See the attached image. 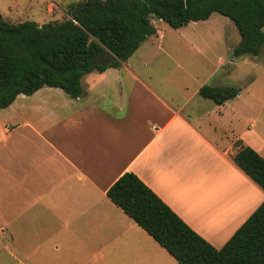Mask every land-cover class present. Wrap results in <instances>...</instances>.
<instances>
[{
	"label": "crops",
	"instance_id": "obj_1",
	"mask_svg": "<svg viewBox=\"0 0 264 264\" xmlns=\"http://www.w3.org/2000/svg\"><path fill=\"white\" fill-rule=\"evenodd\" d=\"M133 56L86 75L77 99L46 87L0 111L8 141L0 153V233L20 238V258L5 247L16 263L4 264H174L108 197L127 172L217 249L264 202L232 160L238 147L230 137L264 158L250 130L236 132V119L221 113L220 128L192 120L143 82Z\"/></svg>",
	"mask_w": 264,
	"mask_h": 264
},
{
	"label": "trees",
	"instance_id": "obj_2",
	"mask_svg": "<svg viewBox=\"0 0 264 264\" xmlns=\"http://www.w3.org/2000/svg\"><path fill=\"white\" fill-rule=\"evenodd\" d=\"M215 13L230 19L241 36L236 57L262 54L264 0H80L67 6L65 20L43 25L11 23L0 14V111L46 87L81 97L86 75L120 68L158 34L152 18L178 30ZM240 93L227 86L199 90L217 105ZM235 145L234 164L264 191V158L240 140ZM108 197L179 264H264V202L217 249L132 172L111 186Z\"/></svg>",
	"mask_w": 264,
	"mask_h": 264
},
{
	"label": "rangeland",
	"instance_id": "obj_3",
	"mask_svg": "<svg viewBox=\"0 0 264 264\" xmlns=\"http://www.w3.org/2000/svg\"><path fill=\"white\" fill-rule=\"evenodd\" d=\"M78 1L0 0V14L11 23L34 21L43 25L65 20L67 6ZM151 21L158 34L149 38L130 62L143 82L156 88L175 108L186 107L185 113L192 120L202 116L216 125L220 113L224 115L222 120L232 122L235 118L236 132L250 130L247 137L264 153V50L257 57L250 54L236 57L233 49L241 36L230 19L217 13L207 21L190 23L178 30L161 20ZM242 56H247L255 67L245 69L238 79L230 81L235 62ZM205 85L236 87L242 91L225 108H219L199 95ZM4 113L0 112V153H4L8 142L3 137ZM230 140L240 139L230 137ZM203 207L202 211L209 210ZM5 247L20 258L19 235L12 243L0 233V264L16 263ZM173 263L177 264L175 260Z\"/></svg>",
	"mask_w": 264,
	"mask_h": 264
},
{
	"label": "clouds",
	"instance_id": "obj_4",
	"mask_svg": "<svg viewBox=\"0 0 264 264\" xmlns=\"http://www.w3.org/2000/svg\"><path fill=\"white\" fill-rule=\"evenodd\" d=\"M255 65H253L247 56H242L238 58L234 65L233 75L229 77L230 81H235L240 77L245 69H252Z\"/></svg>",
	"mask_w": 264,
	"mask_h": 264
},
{
	"label": "water",
	"instance_id": "obj_5",
	"mask_svg": "<svg viewBox=\"0 0 264 264\" xmlns=\"http://www.w3.org/2000/svg\"><path fill=\"white\" fill-rule=\"evenodd\" d=\"M109 61H110V60H107V61L105 62V64H107Z\"/></svg>",
	"mask_w": 264,
	"mask_h": 264
}]
</instances>
